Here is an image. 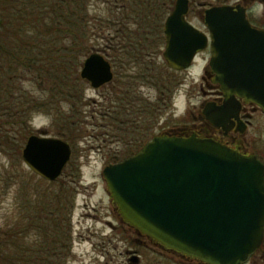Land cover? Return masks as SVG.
<instances>
[{
	"label": "water",
	"instance_id": "95a60500",
	"mask_svg": "<svg viewBox=\"0 0 264 264\" xmlns=\"http://www.w3.org/2000/svg\"><path fill=\"white\" fill-rule=\"evenodd\" d=\"M190 0H176L164 22L163 58L190 68L210 47V65L228 100L245 96L264 107V29L254 27L241 2L204 11L208 32L188 20ZM80 75L94 88L110 84L114 68L89 54ZM72 147L60 137L31 134L25 164L41 178H60ZM111 201L122 219L167 248L209 264H243L264 235V165L213 140L155 135L131 156L104 167ZM137 261L134 254L131 260Z\"/></svg>",
	"mask_w": 264,
	"mask_h": 264
},
{
	"label": "trees",
	"instance_id": "16d2710c",
	"mask_svg": "<svg viewBox=\"0 0 264 264\" xmlns=\"http://www.w3.org/2000/svg\"><path fill=\"white\" fill-rule=\"evenodd\" d=\"M175 1L107 0V11L92 16L91 0H0V141L20 157L32 134L26 123L35 113H44L72 147L62 176L44 180L46 188L26 197L15 225L0 226V264L67 263L76 193L72 184L81 175L73 148L87 134L85 107L94 104L85 96L88 82L80 75L83 61L95 51L110 56L114 79L106 85L109 91L102 102L95 104L104 116L126 126L120 128L122 133L134 135L140 118L147 120L162 112L181 83L176 71L159 60L164 22ZM200 1L211 6L232 0ZM106 29L105 47L91 43ZM25 77L33 85L28 94L21 85ZM145 85L156 87L159 94L166 92L168 101L160 96L155 103L148 102L140 91ZM16 91L21 93L16 96ZM152 127H144L145 132L128 142L127 150L111 163L140 150L155 136ZM68 170L72 181L65 178ZM31 232L37 235L34 243L28 241Z\"/></svg>",
	"mask_w": 264,
	"mask_h": 264
},
{
	"label": "rangeland",
	"instance_id": "374dc122",
	"mask_svg": "<svg viewBox=\"0 0 264 264\" xmlns=\"http://www.w3.org/2000/svg\"><path fill=\"white\" fill-rule=\"evenodd\" d=\"M105 1L107 0H91L90 14L92 16L103 14L109 7ZM238 1L241 0H232L229 3L234 4ZM207 7L209 5H203L200 0H190L187 15L188 20L204 32L208 31L204 22V11ZM255 11L261 16L264 14L263 6L257 7ZM105 35H108L107 29L100 38L91 43L105 47L107 43ZM163 36L160 61L164 60L165 34ZM106 57L110 60V56ZM206 63L207 56L201 53L197 55L190 68L175 70L181 83L173 94L170 104L156 117H149L147 120L141 117V122L138 124L140 129L135 131L134 135L122 133L120 128L126 129V126L114 121L111 116H104L102 113L104 111L99 108L100 105L95 104L102 102L103 94L109 91L106 85L94 88L88 83L85 86V96L94 104L85 107L87 134L73 148L81 175L79 182L72 184V187L76 188V193L69 223L71 255L66 264H184L156 248L151 242L138 241L136 232L126 222L121 221V215L109 196L102 171L106 165L127 150L128 142H133V139L139 137L137 134L141 135L145 132L144 127L150 124L153 126L152 135L161 134L178 125L188 115L191 104L196 102L200 76ZM25 78L21 81V85L28 94L33 85L27 77ZM140 91L144 98L150 99L148 101L150 103H155L156 98L160 96L163 98L162 101H168V94L166 92L159 94L156 87L145 85ZM19 93L21 92L16 91V96ZM26 125L32 134L45 133L48 136L61 138L56 133V125L52 123V117L47 114L35 113ZM9 150L10 148L5 149L0 141V226L15 225L21 219L26 197L47 186V180L44 181L45 179L25 164L22 151L19 157L14 150L10 152ZM66 173L70 175L65 178L72 181L71 170ZM29 236V243L37 237L35 232H31ZM134 254L138 256V263L131 260Z\"/></svg>",
	"mask_w": 264,
	"mask_h": 264
},
{
	"label": "flooded vegetation",
	"instance_id": "af4514ba",
	"mask_svg": "<svg viewBox=\"0 0 264 264\" xmlns=\"http://www.w3.org/2000/svg\"><path fill=\"white\" fill-rule=\"evenodd\" d=\"M238 2L246 7L247 18L251 24L258 29H264V14L261 16L255 11L259 6L264 8V0ZM201 53L207 56V63L203 66L200 76L196 102L191 104L188 115L178 125H174L164 133L179 137L196 136L200 139L213 140L242 155L255 156L264 165V107L237 93L231 100H228L221 84L214 81L216 73L210 65V47L208 46L198 54ZM121 221L124 222L123 219ZM130 227L136 232L139 242L149 241L156 248L179 259L184 264H209L201 259L167 248L140 233L136 228ZM132 262L138 263L139 260L132 259ZM243 264H264V235L260 246Z\"/></svg>",
	"mask_w": 264,
	"mask_h": 264
}]
</instances>
